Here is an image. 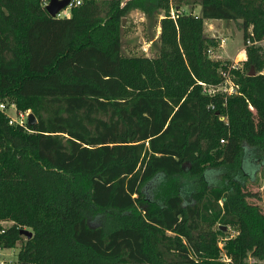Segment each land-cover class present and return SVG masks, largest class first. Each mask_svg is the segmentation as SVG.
Returning <instances> with one entry per match:
<instances>
[{"label": "trees", "instance_id": "obj_1", "mask_svg": "<svg viewBox=\"0 0 264 264\" xmlns=\"http://www.w3.org/2000/svg\"><path fill=\"white\" fill-rule=\"evenodd\" d=\"M48 3L0 0V105L38 121L0 110V246L19 264H264L245 184L264 153V0ZM134 11L162 14L155 57L123 55ZM206 20L243 31L238 95L203 92L231 64Z\"/></svg>", "mask_w": 264, "mask_h": 264}, {"label": "rangeland", "instance_id": "obj_2", "mask_svg": "<svg viewBox=\"0 0 264 264\" xmlns=\"http://www.w3.org/2000/svg\"><path fill=\"white\" fill-rule=\"evenodd\" d=\"M124 2L126 0H123ZM191 3L193 0H188ZM201 7L194 5L193 13L201 15ZM183 11L190 13V7L185 6ZM71 14L70 8L62 11L60 17H68ZM162 14L153 18H147L141 11L129 14L122 24V52L124 56H147L155 57L159 50L158 28ZM205 34L209 37H217L220 47L216 49L215 54H210L213 59H225V61L237 60L245 63L246 46L244 43V34L240 29L239 23L233 20H206ZM11 115L16 116L14 110ZM256 158L260 161L264 159V153L258 151L255 153ZM260 161L256 162L257 171L251 179L249 176L245 180L246 189L253 194L249 198L251 204L258 205L264 212V166ZM253 165L249 164L252 169ZM229 235L235 233L234 230L227 228L225 231ZM19 248L10 249L5 252L7 264H19L18 261Z\"/></svg>", "mask_w": 264, "mask_h": 264}, {"label": "built area", "instance_id": "obj_3", "mask_svg": "<svg viewBox=\"0 0 264 264\" xmlns=\"http://www.w3.org/2000/svg\"><path fill=\"white\" fill-rule=\"evenodd\" d=\"M83 0H73L71 5L68 7L70 10L75 7L81 5ZM174 14V12H172ZM264 44V41L261 42ZM248 45H251V42L247 43ZM209 54H212V51L209 52ZM243 69V63L239 62L237 60L231 61V64L227 66V69H224L221 71V75L223 77V81L218 85H207L205 83H202L203 92L204 94L208 95L209 97H215L217 95H223V96H233L240 94V88L239 85L235 81V76L232 74L233 71H242ZM0 110L4 112L8 118L10 125H21L25 126L28 123V118L30 115V111L27 112H18L14 105H11L10 107L7 106V104H1ZM11 110H14L16 116H13L10 114ZM1 229L0 234H4L11 226L12 223L10 222H0ZM10 249H6L0 246V264H7V260L5 259V252ZM227 263L230 261L228 258L224 259Z\"/></svg>", "mask_w": 264, "mask_h": 264}, {"label": "water", "instance_id": "obj_4", "mask_svg": "<svg viewBox=\"0 0 264 264\" xmlns=\"http://www.w3.org/2000/svg\"><path fill=\"white\" fill-rule=\"evenodd\" d=\"M73 0H49V3L46 5V10L49 15L53 18L60 17L62 11L67 9ZM126 19H123V23ZM251 76H255V71L253 70ZM37 118L33 113H30L28 118V126H33L37 124ZM227 230V228H224ZM22 234L28 236L29 239L32 238L33 234L29 230H22Z\"/></svg>", "mask_w": 264, "mask_h": 264}, {"label": "crops", "instance_id": "obj_5", "mask_svg": "<svg viewBox=\"0 0 264 264\" xmlns=\"http://www.w3.org/2000/svg\"><path fill=\"white\" fill-rule=\"evenodd\" d=\"M136 12H139V11H136ZM160 34H161V28H160V26H159V28H158V37H157V40L159 39ZM215 38H217V37H215ZM215 51H216V50H213V51H212V54H215ZM245 56H246V52H245ZM211 58L213 59V57H211ZM214 60L225 61V59H214ZM231 61H232V60H231Z\"/></svg>", "mask_w": 264, "mask_h": 264}]
</instances>
